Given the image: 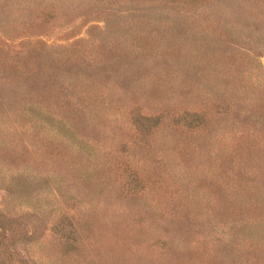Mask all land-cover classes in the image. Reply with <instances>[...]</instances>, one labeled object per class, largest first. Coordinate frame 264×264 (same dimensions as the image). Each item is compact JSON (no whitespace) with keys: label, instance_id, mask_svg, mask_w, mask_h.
Listing matches in <instances>:
<instances>
[{"label":"rangeland","instance_id":"1","mask_svg":"<svg viewBox=\"0 0 264 264\" xmlns=\"http://www.w3.org/2000/svg\"><path fill=\"white\" fill-rule=\"evenodd\" d=\"M21 1L0 0V12ZM179 6L185 13L181 18L189 12L208 32L235 36L238 43L222 41L212 55L205 45L197 53L192 38L183 37L174 49L184 63L174 67L171 75L155 61L100 71L101 88L110 101L101 105L97 100L96 111L84 112L64 131L57 119L50 129L46 123L39 128L24 115L17 128L3 129L8 139L4 149L14 146L19 170L30 175L12 182H30V199L25 202L47 221L43 232L19 249L30 264H197V260L169 256L157 246L160 238L175 242L180 237L184 253L187 246L206 245L209 229L225 239L220 247L232 243L233 234L244 236L233 252L238 248L241 258L264 264V214L255 218L264 210V197L261 204L246 208L248 221L242 233L236 230L241 225L235 227L224 214L219 220L217 212L227 204L229 188L245 192L237 194L241 202L253 198L250 193L256 187L237 178L238 170L260 162L263 168L257 169L255 179L264 180V0H180ZM53 23L40 27L44 32L40 38L55 44L85 37V29L92 25L74 24L73 30L79 32L72 36L62 23ZM204 52L207 58L194 59ZM113 82L118 91L108 88ZM170 109L197 111L182 112L180 121L200 122L205 130L195 137L177 128L170 121ZM140 120L147 126L159 124L147 149L132 141L133 124ZM233 169L236 175L225 174ZM133 170L147 183L138 193L123 188ZM226 180L224 193L220 182ZM258 188L264 193V187ZM9 195L0 181V209L17 212L26 205L20 203L24 197L12 202ZM60 212L71 216L78 230V239L68 251L57 244L58 234L47 228ZM181 212L198 214L192 230L175 229L178 219L168 215ZM257 235L262 239L246 249L245 244ZM208 254L199 264H220V258Z\"/></svg>","mask_w":264,"mask_h":264},{"label":"trees","instance_id":"2","mask_svg":"<svg viewBox=\"0 0 264 264\" xmlns=\"http://www.w3.org/2000/svg\"><path fill=\"white\" fill-rule=\"evenodd\" d=\"M179 4L180 0H23L16 6L1 10L3 14L0 12V181L7 185L10 201H19L17 199L21 196L24 199H20V203L26 205L16 208L17 212L0 209V264H30L32 261L20 253L19 249L37 238L47 223L42 214L36 213L34 206L28 205L30 202H25L26 198L30 199L32 190L30 182L20 180L19 185L18 182H12L14 178L18 181L19 177L25 180L30 175H24V171L19 170L14 146L11 149H4L8 139H5L3 129L17 128L19 118L24 115L27 122L39 128L47 124L50 129L51 121L57 119L59 128L64 131L67 129L65 127L67 123L75 124L77 118H83L84 112L93 110L97 100L101 105L110 101L101 88L100 71L115 69L120 64L148 66L147 62L155 61L165 65V73L171 75L174 67L184 63V59L174 49L183 37L192 38L197 53L201 52L199 47L205 45L207 48L210 47L212 55L222 41L228 45L238 43L235 36L228 35L224 38L219 33L208 32L189 12L185 18H181L185 13L181 11ZM93 20L101 22V25H94L95 23H91ZM55 21L60 22V25L62 23L63 28L69 30L68 34L72 33L70 34L72 36L79 32L77 29L73 30L74 24L92 25L85 29L87 34L85 37L74 38L65 44H55L53 41L48 42L40 38L44 33L40 27L46 24L53 26ZM90 28H94L93 33L90 32ZM24 38H28L27 43L20 46L19 42ZM203 58H207L206 52L203 55L195 54L194 57L198 61ZM261 67L264 68V65ZM92 69L97 71L93 72ZM105 83L107 84L108 80ZM113 85L114 82L108 88L118 91L117 86ZM94 111L96 109L92 112ZM170 112L172 115L170 121L177 128H184L195 137L205 130V125L200 122H193L187 118L180 121L182 112L198 114L197 111L170 109ZM75 115L78 117L75 118ZM142 117L151 118L148 115ZM158 126L159 124L147 126L141 120L138 124H133L135 131L132 141L141 147L149 148L152 132ZM50 139L48 137V140ZM121 146H124V143ZM234 152L237 153V149ZM48 153L51 154L52 150H48ZM251 158L252 156H247V159ZM229 164L233 165L231 158ZM262 168L259 162L258 165L252 164L251 168L237 171L239 175L237 178L256 187L250 193L253 198L241 202L237 194L245 192H240L239 188H229L232 192L225 194L226 199L223 197L227 204L224 208L217 209L219 220L224 214L235 227L241 225L236 228L240 233L248 221L246 208L251 206L249 204H261L263 201L264 193L258 185L264 187V180L255 179L257 169L259 171ZM133 171L135 174L126 180L123 188L131 193H138L147 183L135 170ZM225 174L236 175V172L233 169ZM7 175L9 179L5 180ZM220 184L223 187L220 190L225 193L228 189L227 180ZM213 202L216 203L217 199L215 198ZM262 214L263 209L255 218L262 219ZM168 217L171 220L178 219V225L175 227L177 230H192L194 222L198 224L196 220L198 214L190 216L188 212H181L177 215L171 213ZM47 228L58 234L57 244L65 251L75 245L78 239V230L67 213H58ZM211 231L212 229H209L207 233L209 238L206 245L196 244L194 249L192 245L187 246L184 253L181 252L183 247L180 237H177L175 242L173 238L168 240L160 238L157 247L163 248L161 252L173 255L176 259L184 257L187 260H197V264L204 262L203 259L208 257V253L220 258V264H260L257 259L251 262L247 261L246 256L241 258L238 255V248L237 253L233 252L236 244L243 240L244 236L233 234L230 237L233 242L220 247L225 243V239ZM170 233L172 234L171 231L169 235ZM259 237L257 235L254 241L245 244L246 249L254 247L262 239ZM241 244H244V241ZM229 254L227 259L226 256Z\"/></svg>","mask_w":264,"mask_h":264}]
</instances>
